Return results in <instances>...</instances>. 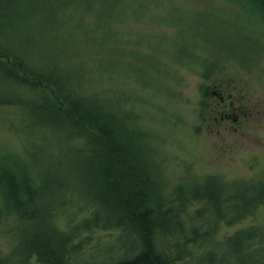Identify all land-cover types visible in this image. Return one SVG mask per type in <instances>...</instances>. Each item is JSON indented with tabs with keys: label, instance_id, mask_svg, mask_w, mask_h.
Returning <instances> with one entry per match:
<instances>
[{
	"label": "rangeland",
	"instance_id": "1",
	"mask_svg": "<svg viewBox=\"0 0 264 264\" xmlns=\"http://www.w3.org/2000/svg\"><path fill=\"white\" fill-rule=\"evenodd\" d=\"M0 12L6 18L0 22V36H6L4 45L14 55L40 64L65 50L76 56L61 66H106L103 81L91 74L92 82L83 79V92L111 91L108 95L114 99L129 98L123 110L134 113L135 127L146 134L148 149L141 150L150 155L156 191L171 200L211 195L213 183L206 179L216 178L226 186L234 184L232 196L239 202L264 201L263 7L248 0H0ZM29 34L36 38L33 46ZM213 84L227 86L235 98L244 99V109H250L252 117L242 120L237 134L216 135L207 129L212 119L201 115L200 104L203 90ZM18 100L28 104L25 87L0 70V192L3 176L15 177L17 171L34 177L38 189L54 181L61 203L51 213L59 228L64 221L87 217L92 206L101 209L84 202L88 180L75 173L57 175L63 169L58 163L64 162L58 133L33 128L28 112L9 106ZM72 143L79 145L76 138ZM77 169L75 163L73 170ZM53 173L57 178L48 179ZM38 203L40 209L42 201ZM6 206L0 194V209ZM198 207L193 203L182 218L189 220ZM244 207L240 212L246 216ZM242 217L229 226L223 222L215 241L220 244L255 228L262 241L251 244L249 255L233 253V243L220 247L231 264H260L255 256L264 258V206L255 215ZM23 226L15 215L0 220V260L21 262L14 252ZM84 236L87 240L81 243L75 264L127 258L139 246L116 232L95 230ZM168 241L162 240L161 247L173 255ZM29 264H36L35 257Z\"/></svg>",
	"mask_w": 264,
	"mask_h": 264
},
{
	"label": "trees",
	"instance_id": "2",
	"mask_svg": "<svg viewBox=\"0 0 264 264\" xmlns=\"http://www.w3.org/2000/svg\"><path fill=\"white\" fill-rule=\"evenodd\" d=\"M248 1L264 9V0ZM4 16L0 12V22L6 20ZM29 38V44L36 41L33 35L29 34ZM5 40L6 36H0V70L24 86L30 99L28 104L18 100L14 106H9L28 112L33 128L58 133L64 162L58 163L63 169L56 172L57 175L69 177L75 173L88 180L84 188L88 201L84 202L101 207L92 206L87 217L64 221L63 228H59L51 213V209L61 203V195L57 197L56 194L60 189L56 190L54 181L50 185L42 183L44 186L40 184L38 189L34 177L28 173L22 175L17 171L15 177L4 175L3 193L0 194L7 206L0 209V220L15 215L24 224L21 243L14 252L21 258L19 264H29L32 257L36 264H75L81 243L87 240L83 233L95 230L127 235L139 245L129 257L103 264H173L187 259L193 264H231L220 245L233 243V253L249 255L251 244L262 241L255 228L240 231L220 244L215 241L223 222L229 226L242 216L255 215L257 208L264 206L263 198L237 201L231 191L234 184L226 186L216 178H208L206 180L213 183L211 195L193 194L186 199L171 200L155 190L150 155L141 150L142 147L148 149L143 140L146 134L135 127L134 113L123 110L129 98L114 99L108 95L111 91L83 92V79L92 82L94 77L103 81L102 77L108 74L106 66L97 69L84 68L83 63L61 66L76 56L72 57L65 50L60 51L59 56L52 54L48 61L40 64L35 60L28 62L9 52ZM37 64L39 66L35 67ZM202 99L200 112L203 116L208 114V88L203 90ZM74 138L79 144L77 147L72 143ZM75 163L76 171L73 170ZM57 175L53 173L48 179L55 176L56 179ZM39 200L42 201L40 209ZM202 202L204 204H200ZM193 203L198 204L199 209L189 220L183 219L182 215H188L186 209ZM242 206L248 210L246 216L240 212ZM167 238L173 255H167L161 247V241ZM255 261L262 264L264 258L256 255ZM0 264L9 263L0 260Z\"/></svg>",
	"mask_w": 264,
	"mask_h": 264
},
{
	"label": "flooded vegetation",
	"instance_id": "3",
	"mask_svg": "<svg viewBox=\"0 0 264 264\" xmlns=\"http://www.w3.org/2000/svg\"><path fill=\"white\" fill-rule=\"evenodd\" d=\"M208 97V116L212 119V126L207 125L210 134H237L242 120L252 117L250 109L247 111L242 105L244 99L235 98L227 86L213 84L208 89Z\"/></svg>",
	"mask_w": 264,
	"mask_h": 264
}]
</instances>
